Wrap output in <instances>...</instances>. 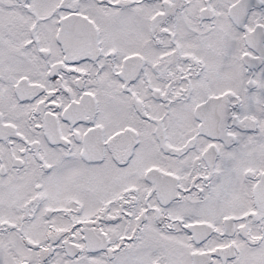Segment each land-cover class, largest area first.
Here are the masks:
<instances>
[{"label":"snow or ice","instance_id":"1","mask_svg":"<svg viewBox=\"0 0 264 264\" xmlns=\"http://www.w3.org/2000/svg\"><path fill=\"white\" fill-rule=\"evenodd\" d=\"M0 264H264V0H0Z\"/></svg>","mask_w":264,"mask_h":264}]
</instances>
